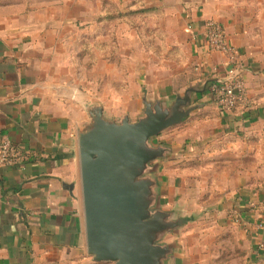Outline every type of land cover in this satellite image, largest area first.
<instances>
[{
  "label": "crops",
  "instance_id": "1",
  "mask_svg": "<svg viewBox=\"0 0 264 264\" xmlns=\"http://www.w3.org/2000/svg\"><path fill=\"white\" fill-rule=\"evenodd\" d=\"M122 1L145 9L176 11L181 41L192 52L193 71L185 86L176 77L161 83L141 66L138 101L114 105L91 98L84 102L80 91H64L59 84L63 80L51 75L52 70L65 73L71 56L62 45L64 33L55 34L51 27L54 19L61 24L66 17L74 23L81 21L85 0H0V137L32 154L20 164L0 167V264H102L88 255L84 232L77 138L89 121L86 107L98 105L111 119L127 115L130 122H136L144 101L169 106L189 86L196 88L190 96L193 110L177 130L166 132L169 127L150 140L154 147L166 149L165 156L151 164L156 166L155 205L178 222L176 232L160 241L173 246L167 264H201L190 261L192 249L183 234V227L196 221L199 213H178L172 209L170 194L182 192L189 162L203 150H215L217 139L244 136L264 126V18L239 16L231 0ZM207 20L218 22L227 42L239 52L247 97L244 106L222 111L210 99L208 86L225 79L227 63L224 54L207 47ZM54 43L57 60L50 71L48 59ZM103 60L92 62L88 72L98 71L99 64L111 72L112 60ZM241 178L237 173L233 185H239ZM240 190L227 201L220 199L206 216L224 232L234 233L249 264H259L264 262V193L259 188ZM187 200L179 198L177 206L181 208ZM168 236L173 240L164 242Z\"/></svg>",
  "mask_w": 264,
  "mask_h": 264
},
{
  "label": "rangeland",
  "instance_id": "2",
  "mask_svg": "<svg viewBox=\"0 0 264 264\" xmlns=\"http://www.w3.org/2000/svg\"><path fill=\"white\" fill-rule=\"evenodd\" d=\"M231 1L239 16L254 19L259 14L264 18V0ZM96 2L85 0L81 21L74 23L66 17L61 24L54 19L56 24L51 27L55 34L64 33L62 45L71 55L66 72L61 74L51 69V64L57 60L56 43L48 59L51 75L63 80L59 84L64 85V91H80L84 102L91 98L114 105L136 102L140 97L141 66L161 83L167 84L176 77L178 84L185 86L193 71L192 52L181 41L176 11L155 9L153 12L138 5H124L122 0ZM58 23L61 25L57 30ZM104 58L112 60L111 72L103 69V64L98 65V71L88 72L92 62H102ZM73 69L76 72L73 73ZM179 126L170 127L166 132L177 130ZM216 145L215 150H203L189 162L186 186L182 192L170 194L175 204L172 209L178 213L181 210L199 213L196 221L183 227L186 244L192 249L191 262L249 264L234 233L224 232L206 213L220 199L227 201L240 189L249 192L259 188L264 193V126L254 127L244 136L226 135L217 139ZM239 172L242 175L239 185H233ZM185 196L188 200L180 208L177 201ZM171 240L173 238L168 236L164 242Z\"/></svg>",
  "mask_w": 264,
  "mask_h": 264
},
{
  "label": "water",
  "instance_id": "3",
  "mask_svg": "<svg viewBox=\"0 0 264 264\" xmlns=\"http://www.w3.org/2000/svg\"><path fill=\"white\" fill-rule=\"evenodd\" d=\"M189 86L171 105L144 101L142 115L111 119L101 106L86 107L89 121L78 131V160L86 250L96 263L167 264L178 222L155 205L156 159L166 154L150 140L193 110Z\"/></svg>",
  "mask_w": 264,
  "mask_h": 264
},
{
  "label": "built area",
  "instance_id": "4",
  "mask_svg": "<svg viewBox=\"0 0 264 264\" xmlns=\"http://www.w3.org/2000/svg\"><path fill=\"white\" fill-rule=\"evenodd\" d=\"M207 47L226 56L227 70L225 79L214 80L208 86L210 99L215 107L229 111L247 104L244 83L241 80V59L238 50L227 42L222 26L213 20L204 24ZM32 157L22 152L6 137H0V167L15 166Z\"/></svg>",
  "mask_w": 264,
  "mask_h": 264
},
{
  "label": "trees",
  "instance_id": "5",
  "mask_svg": "<svg viewBox=\"0 0 264 264\" xmlns=\"http://www.w3.org/2000/svg\"><path fill=\"white\" fill-rule=\"evenodd\" d=\"M142 10H144V9L142 8ZM148 10H152L153 12L156 11L155 9H148ZM259 264H264V262H261Z\"/></svg>",
  "mask_w": 264,
  "mask_h": 264
}]
</instances>
